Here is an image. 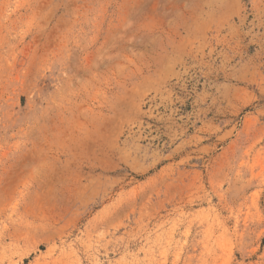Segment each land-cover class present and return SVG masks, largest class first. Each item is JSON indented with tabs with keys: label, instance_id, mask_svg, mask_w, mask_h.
<instances>
[{
	"label": "rangeland",
	"instance_id": "1",
	"mask_svg": "<svg viewBox=\"0 0 264 264\" xmlns=\"http://www.w3.org/2000/svg\"><path fill=\"white\" fill-rule=\"evenodd\" d=\"M0 264H264V0H0Z\"/></svg>",
	"mask_w": 264,
	"mask_h": 264
}]
</instances>
